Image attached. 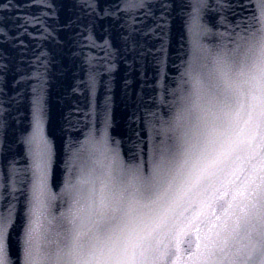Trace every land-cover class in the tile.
<instances>
[{
	"label": "snow or ice",
	"instance_id": "1",
	"mask_svg": "<svg viewBox=\"0 0 264 264\" xmlns=\"http://www.w3.org/2000/svg\"><path fill=\"white\" fill-rule=\"evenodd\" d=\"M199 10L193 6L186 75L215 111L197 117L179 150L154 153L146 171L125 165L107 141L82 145L66 162L68 209L57 217L49 211L59 182L54 152L35 99L27 208L19 220L11 205L0 213V264H12L17 238L16 264H264V6L253 18L258 27L250 23L216 51L201 43ZM94 151L107 165L96 167Z\"/></svg>",
	"mask_w": 264,
	"mask_h": 264
},
{
	"label": "water",
	"instance_id": "2",
	"mask_svg": "<svg viewBox=\"0 0 264 264\" xmlns=\"http://www.w3.org/2000/svg\"><path fill=\"white\" fill-rule=\"evenodd\" d=\"M194 5L201 43L216 51L259 26L253 18L264 0H0V213L11 205L17 220L25 215V139L37 98L59 181L49 209L57 217L68 209L66 162L82 145L107 141L125 165L145 171L154 153L183 146L197 117L216 106L186 75ZM185 108L190 114L177 121ZM92 161L108 163L99 151ZM18 254L17 238L12 264Z\"/></svg>",
	"mask_w": 264,
	"mask_h": 264
}]
</instances>
